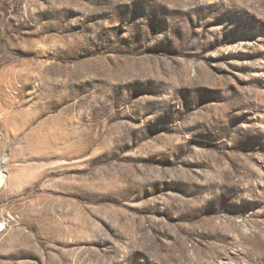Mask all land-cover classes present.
<instances>
[{
	"label": "rangeland",
	"instance_id": "374dc122",
	"mask_svg": "<svg viewBox=\"0 0 264 264\" xmlns=\"http://www.w3.org/2000/svg\"><path fill=\"white\" fill-rule=\"evenodd\" d=\"M0 264H264V0H0Z\"/></svg>",
	"mask_w": 264,
	"mask_h": 264
},
{
	"label": "bare ground",
	"instance_id": "6f19581e",
	"mask_svg": "<svg viewBox=\"0 0 264 264\" xmlns=\"http://www.w3.org/2000/svg\"><path fill=\"white\" fill-rule=\"evenodd\" d=\"M4 179H5V175H4L3 170L1 169L0 170V184L4 182ZM1 225H2V223L0 222V226Z\"/></svg>",
	"mask_w": 264,
	"mask_h": 264
}]
</instances>
